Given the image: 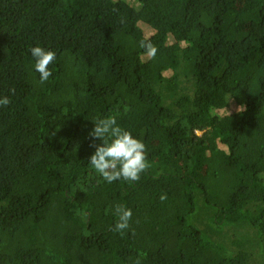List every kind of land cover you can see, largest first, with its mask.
<instances>
[{"label":"trees","instance_id":"trees-1","mask_svg":"<svg viewBox=\"0 0 264 264\" xmlns=\"http://www.w3.org/2000/svg\"><path fill=\"white\" fill-rule=\"evenodd\" d=\"M3 96L0 264H264V0H0ZM109 116L137 182L89 163Z\"/></svg>","mask_w":264,"mask_h":264},{"label":"clouds","instance_id":"clouds-1","mask_svg":"<svg viewBox=\"0 0 264 264\" xmlns=\"http://www.w3.org/2000/svg\"><path fill=\"white\" fill-rule=\"evenodd\" d=\"M139 47L144 49L148 57L155 58L158 49L151 39H141ZM30 54L35 61L34 69L39 73V82L41 84L47 82L52 76L49 65L56 59L55 52L37 45L30 48ZM9 104L8 96L0 97V106L6 107ZM89 136L100 141L91 145L95 151L91 154L89 163L107 183L111 184L121 179L126 182H137L141 174L150 168L146 145L140 139L134 138L130 131L118 125L115 116L97 119ZM159 198L164 201L167 196L161 194ZM114 215L117 219L111 231L124 235L130 228L132 211L124 204L117 203L114 205ZM132 234H135L134 231ZM144 256L145 253H139L134 264H141V258Z\"/></svg>","mask_w":264,"mask_h":264}]
</instances>
